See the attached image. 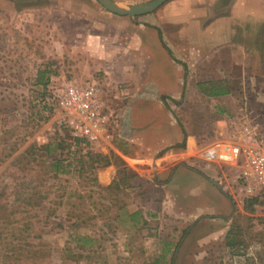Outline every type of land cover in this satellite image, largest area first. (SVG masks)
<instances>
[{"label":"rangeland","instance_id":"1","mask_svg":"<svg viewBox=\"0 0 264 264\" xmlns=\"http://www.w3.org/2000/svg\"><path fill=\"white\" fill-rule=\"evenodd\" d=\"M170 3L125 19L94 0H0V264H264V195L245 212L232 170L172 158L180 132L197 148L225 139L243 117L264 133V30L236 32L245 63L207 62L218 48L202 45L206 31L157 19ZM139 24L163 44L145 58L133 39ZM179 76L175 98L146 95L152 86L177 93ZM209 81L230 94L204 96L198 86ZM89 83L113 114L98 145L73 139L51 102Z\"/></svg>","mask_w":264,"mask_h":264},{"label":"built area","instance_id":"2","mask_svg":"<svg viewBox=\"0 0 264 264\" xmlns=\"http://www.w3.org/2000/svg\"><path fill=\"white\" fill-rule=\"evenodd\" d=\"M60 123L73 139L98 145L109 137L112 112L101 98L95 83L68 86L52 96ZM189 157L194 162L221 165L233 171L232 189L240 199H249L264 192V133L246 117L229 136L202 148L194 147Z\"/></svg>","mask_w":264,"mask_h":264},{"label":"crops","instance_id":"3","mask_svg":"<svg viewBox=\"0 0 264 264\" xmlns=\"http://www.w3.org/2000/svg\"><path fill=\"white\" fill-rule=\"evenodd\" d=\"M12 1L16 5L17 4L21 5V3L31 4L38 0H12ZM168 2H171L169 4L170 8L164 11L161 14L160 18L159 16H157L158 17L157 19L159 20L169 17L171 22L175 23L176 25L182 24L183 22H185V24H188V27H190L188 28L189 31L190 29L202 30L203 33L204 31H206L205 33L207 34L205 36L208 39L206 43L202 45L209 47L214 46L218 48L215 51H212V53L210 52L207 54L209 57L217 56L218 58L209 59L206 57L208 59L207 62L224 61L226 59V58L225 59L222 58L224 56V57H229V60L231 62L236 61V59L238 61L242 59L243 61L241 62L245 63L247 60L246 58H243V56L241 55V51H244V49L247 48V46L245 42L243 43V39L238 41V39L235 37L236 32L240 33L242 29L249 28L251 32L255 31L254 33H256L259 27L261 31L264 30V0H169ZM168 2H166L165 4H167ZM165 4H163L162 6H164ZM160 8H158L157 10H159ZM122 18L131 19L128 17H122ZM121 23L122 25L129 27L128 21L125 22L123 21ZM144 26L146 25L139 24L137 28L138 33H136L134 35L135 37H133V39L137 41V47L142 52L143 58L149 56V53L152 50L159 48L162 49V45L160 43L158 36V30L155 29L156 37L158 40L156 41L155 38H153L151 35V33H153L152 30L145 31ZM14 27L18 28V26H14ZM30 28H34V25H30ZM257 36H258L257 34L254 35V37L258 38ZM89 37L92 38L93 41L99 39L97 40V42H102V39H104V41L106 42L108 41V39H106V35L103 38V36L100 34L92 33ZM250 44L251 46H256V42L253 43L251 42ZM146 61L147 60H144V63H146ZM146 69L147 67H145V70ZM177 80L180 85V89L177 93H173V94L166 92L160 93L157 92V89L151 85L152 87L147 91L148 93H146V95L150 94L151 97H154V94L158 93L164 96H169L170 98L173 99L176 97V95L181 94L182 91V84L181 81H179L180 76ZM133 109L135 110V108ZM133 113H132V121H131L133 128L135 127L134 129L135 130L137 129V131L140 134H146L149 131V130L145 131V128L147 127L148 123L141 121L140 123L136 124V121L134 119L135 117L133 118ZM183 140H184V147L183 148L178 147L183 142ZM159 142L161 143L162 140H160ZM174 143L177 144L176 148L179 151L178 153H175V155L173 154L172 158L177 159L180 163L190 162L191 160L189 158L190 153L193 151L194 147L196 146L194 136L190 135L187 136V138L186 137L182 138L180 132V135L176 137ZM169 156H172V154H170ZM184 169L185 167L181 165L176 169V173ZM186 170L188 171L189 169ZM190 172L192 171H189V173Z\"/></svg>","mask_w":264,"mask_h":264},{"label":"trees","instance_id":"4","mask_svg":"<svg viewBox=\"0 0 264 264\" xmlns=\"http://www.w3.org/2000/svg\"><path fill=\"white\" fill-rule=\"evenodd\" d=\"M159 36V40H160V43L162 44V40L160 38V35ZM163 46V44H162ZM46 72H43V73H40L39 76L37 77V84L41 85V87L43 89H45L47 86H46V83L48 80L47 77H46ZM198 89L200 90V92L208 97V98H220V97H224V96H228L230 94V88L227 86L226 82H206L205 84H201L198 86ZM42 97H44V95H41ZM52 99V97H51ZM44 101V105L48 107L52 106V104H48L47 102H45V99H43ZM53 103V102H52ZM51 110V109H49ZM185 138V136H184ZM78 142V141H77ZM180 148H183L184 147V140L183 142L178 146ZM109 165V161L106 160L105 158V166H108ZM264 195V192H262L261 194H259L258 196L256 197H253V198H249V199H244V211L245 212H248V213H251L253 211V206L256 205L258 203V199ZM238 227L236 226H231L230 229L227 231L226 235H225V246L227 248H229L230 250H232L234 248V246L236 244H238L239 242H237L236 240V236L237 234L239 233L238 232ZM81 245H87V244H90L92 242L91 239H84L83 241L80 240Z\"/></svg>","mask_w":264,"mask_h":264},{"label":"water","instance_id":"5","mask_svg":"<svg viewBox=\"0 0 264 264\" xmlns=\"http://www.w3.org/2000/svg\"><path fill=\"white\" fill-rule=\"evenodd\" d=\"M106 12L118 17H140L153 13L169 0H151L135 4H119L113 0H94Z\"/></svg>","mask_w":264,"mask_h":264}]
</instances>
